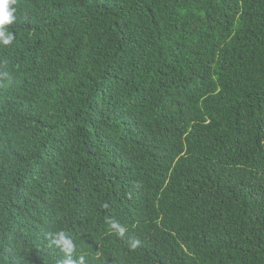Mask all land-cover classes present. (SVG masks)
<instances>
[{
    "label": "trees",
    "instance_id": "trees-1",
    "mask_svg": "<svg viewBox=\"0 0 264 264\" xmlns=\"http://www.w3.org/2000/svg\"><path fill=\"white\" fill-rule=\"evenodd\" d=\"M14 7L0 264H264V0Z\"/></svg>",
    "mask_w": 264,
    "mask_h": 264
},
{
    "label": "clouds",
    "instance_id": "clouds-1",
    "mask_svg": "<svg viewBox=\"0 0 264 264\" xmlns=\"http://www.w3.org/2000/svg\"><path fill=\"white\" fill-rule=\"evenodd\" d=\"M17 0H0V44L4 46L11 45L15 40V33L10 31L8 26L12 25L16 21V5ZM4 78H9L10 74L4 72L2 74ZM129 198H131V193H129ZM104 207H108L107 204ZM106 224L109 228L118 234L121 238L125 237L128 229L122 225L114 217H106ZM48 247L51 248L55 246L60 249L64 254L63 258L57 260V264H86V259L84 254H80L78 258H74V253L77 251V245L72 238V235L63 229L58 230L54 233L48 234ZM140 241L137 239L135 242H129V247L135 249Z\"/></svg>",
    "mask_w": 264,
    "mask_h": 264
}]
</instances>
